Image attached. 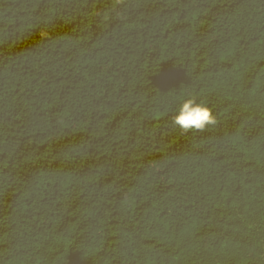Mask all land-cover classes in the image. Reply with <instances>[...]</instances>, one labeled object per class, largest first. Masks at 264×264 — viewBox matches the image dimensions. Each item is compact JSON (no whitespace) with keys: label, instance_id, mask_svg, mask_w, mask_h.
Listing matches in <instances>:
<instances>
[{"label":"trees","instance_id":"16d2710c","mask_svg":"<svg viewBox=\"0 0 264 264\" xmlns=\"http://www.w3.org/2000/svg\"><path fill=\"white\" fill-rule=\"evenodd\" d=\"M0 264H264V0H0Z\"/></svg>","mask_w":264,"mask_h":264},{"label":"clouds","instance_id":"9594fccd","mask_svg":"<svg viewBox=\"0 0 264 264\" xmlns=\"http://www.w3.org/2000/svg\"><path fill=\"white\" fill-rule=\"evenodd\" d=\"M117 4L123 0H116ZM175 126L179 127L184 133L190 131L203 132L210 126H215L218 121L211 108L198 102L194 97L185 99L178 113L172 118Z\"/></svg>","mask_w":264,"mask_h":264}]
</instances>
